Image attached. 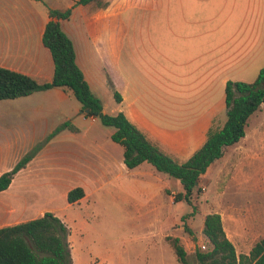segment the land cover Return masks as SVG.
<instances>
[{"label": "crops", "instance_id": "1", "mask_svg": "<svg viewBox=\"0 0 264 264\" xmlns=\"http://www.w3.org/2000/svg\"><path fill=\"white\" fill-rule=\"evenodd\" d=\"M101 1L106 6L92 10L90 5L74 6L73 0L63 8L42 0H0V67L38 84L49 83L54 65L42 43L48 8L78 9L82 16L93 14L102 20L129 4L123 16L125 32L116 39L123 51L121 58L116 53L115 61L122 80L118 112L162 152L179 163L187 161L203 146L210 129L223 126L226 83H251L264 68V0ZM67 21L61 22V29L71 40L76 65L93 93L94 67L85 49L76 47ZM81 111L66 88L0 101V176L60 124L69 121L77 129L63 130L42 145L0 191V228L52 213L68 228L70 244L71 228L77 223L70 211L95 193L111 190L110 185L121 206L131 198L128 190L137 191L140 182L149 198L163 190L171 203L182 191L179 180L172 181L146 162L128 170L112 133L110 140L100 141L80 127V118L97 121ZM261 111L264 106L254 114ZM249 121L244 137L227 147L198 181V190L202 187L204 193L213 181L205 215L219 214L236 254L245 255L264 238L261 207L236 202L264 191V118L250 130ZM219 183L228 185L218 187ZM230 184V200L224 201ZM76 187L83 189L84 197L69 204L67 193Z\"/></svg>", "mask_w": 264, "mask_h": 264}, {"label": "trees", "instance_id": "2", "mask_svg": "<svg viewBox=\"0 0 264 264\" xmlns=\"http://www.w3.org/2000/svg\"><path fill=\"white\" fill-rule=\"evenodd\" d=\"M100 2L101 0H74V6ZM70 15L71 9L61 11L48 8L49 21L45 26L42 43L52 57V80L38 84L28 76L0 67V101L54 88L70 90L81 110H88L86 117L113 128L110 138L122 147L123 163L128 170L146 162L157 172L179 180L182 191L173 195V202L183 201L194 209L193 194L199 178L212 163L222 157L227 147L244 137L248 119L264 106V68L251 83H226V121L221 128L210 129L203 146L187 161L179 163L148 141L123 113L109 115L103 111L101 101L92 93L76 65L71 40L61 29V22L68 20ZM114 96L116 102L120 103V95L115 93ZM66 129L77 131L69 121L57 126L42 143L24 154L10 171L0 176V191L8 188L14 175L27 165L42 145ZM83 197V189L76 187L67 193V202L75 204ZM68 235V228L52 213H44L37 219L0 228V264H72ZM203 235L209 248H197L194 254L196 264H264V238L259 239L247 255L236 254L233 244L225 235L219 214L204 216ZM166 240L178 264H189L187 253L179 239L166 237Z\"/></svg>", "mask_w": 264, "mask_h": 264}, {"label": "rangeland", "instance_id": "3", "mask_svg": "<svg viewBox=\"0 0 264 264\" xmlns=\"http://www.w3.org/2000/svg\"><path fill=\"white\" fill-rule=\"evenodd\" d=\"M42 1L46 4L55 2L62 8L71 3V0ZM89 5L92 10L106 6L102 1ZM128 11L129 4H124L116 14L99 20L93 14L82 16L75 9L71 10L67 21L74 31L72 38L76 47L84 48L88 53L95 70L93 93L109 115L116 114L120 107L115 100V93L122 97V80L115 70V61L116 53L121 58L123 51L116 44V39L125 32L123 16ZM261 118H264V111L252 115L248 130L255 127ZM78 123L100 141L110 140V133L114 132L112 127H105L98 120L92 123L80 118ZM212 184L213 181L208 184L207 193H204L202 187L198 190V186L194 190V209L183 201L171 203L167 192L163 190L160 191L161 194L149 198L142 191V182L137 191L128 190L131 198L124 199L122 206L118 203L120 201L112 185L109 191L103 189L95 193L89 202L79 203L70 211V216L77 222L71 228L72 264H178L166 237L178 238L187 253L188 263L196 264L194 254L197 248H209L203 235L202 222L203 216L210 209L208 197L213 193ZM225 185L228 184L219 183L218 187ZM231 188L233 184H230L224 201L230 200ZM236 202L249 207L253 204L259 206L261 215L264 216V191L261 194L238 197ZM154 205L160 206V210L155 211Z\"/></svg>", "mask_w": 264, "mask_h": 264}, {"label": "water", "instance_id": "4", "mask_svg": "<svg viewBox=\"0 0 264 264\" xmlns=\"http://www.w3.org/2000/svg\"><path fill=\"white\" fill-rule=\"evenodd\" d=\"M81 112H84L85 114H87V113H88V110H83V111H81Z\"/></svg>", "mask_w": 264, "mask_h": 264}, {"label": "built area", "instance_id": "5", "mask_svg": "<svg viewBox=\"0 0 264 264\" xmlns=\"http://www.w3.org/2000/svg\"><path fill=\"white\" fill-rule=\"evenodd\" d=\"M202 249H205V246H201Z\"/></svg>", "mask_w": 264, "mask_h": 264}, {"label": "bare ground", "instance_id": "6", "mask_svg": "<svg viewBox=\"0 0 264 264\" xmlns=\"http://www.w3.org/2000/svg\"><path fill=\"white\" fill-rule=\"evenodd\" d=\"M79 263V262H78Z\"/></svg>", "mask_w": 264, "mask_h": 264}]
</instances>
